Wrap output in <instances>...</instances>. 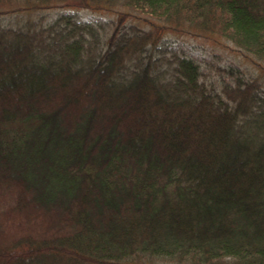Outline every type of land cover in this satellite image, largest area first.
<instances>
[{
  "label": "trees",
  "instance_id": "trees-1",
  "mask_svg": "<svg viewBox=\"0 0 264 264\" xmlns=\"http://www.w3.org/2000/svg\"><path fill=\"white\" fill-rule=\"evenodd\" d=\"M50 8L118 16L0 26V264H264L262 83L161 44L264 64V0H0Z\"/></svg>",
  "mask_w": 264,
  "mask_h": 264
},
{
  "label": "rangeland",
  "instance_id": "rangeland-1",
  "mask_svg": "<svg viewBox=\"0 0 264 264\" xmlns=\"http://www.w3.org/2000/svg\"><path fill=\"white\" fill-rule=\"evenodd\" d=\"M129 16L128 24H133L146 30L154 26L163 25L147 9L125 10ZM61 14L74 15L81 22H97L114 19L118 16V9L92 13L82 9L50 8L35 11H16L0 16V26L32 27L47 26ZM163 43L168 48L184 51L189 57L202 65V70L208 79H216L214 70H207L206 64L211 62L221 66H237L245 72L246 77L259 79L264 91V64L258 62L254 56L244 52L226 38L217 36H200L195 34L173 32L169 29L163 33ZM160 264H174L161 261Z\"/></svg>",
  "mask_w": 264,
  "mask_h": 264
}]
</instances>
